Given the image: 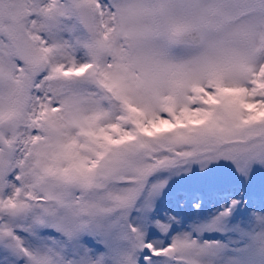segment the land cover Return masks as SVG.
I'll return each instance as SVG.
<instances>
[{
	"label": "snow or ice",
	"instance_id": "obj_1",
	"mask_svg": "<svg viewBox=\"0 0 264 264\" xmlns=\"http://www.w3.org/2000/svg\"><path fill=\"white\" fill-rule=\"evenodd\" d=\"M0 264H264V0H0Z\"/></svg>",
	"mask_w": 264,
	"mask_h": 264
}]
</instances>
